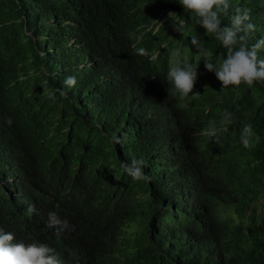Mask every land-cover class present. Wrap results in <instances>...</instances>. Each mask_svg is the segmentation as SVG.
<instances>
[{"label": "trees", "instance_id": "trees-1", "mask_svg": "<svg viewBox=\"0 0 264 264\" xmlns=\"http://www.w3.org/2000/svg\"><path fill=\"white\" fill-rule=\"evenodd\" d=\"M229 3L222 26L247 8L248 47L264 39V0ZM193 36L226 58L179 0H0V231L60 264H264V83L170 92L169 52L195 64ZM225 111L219 144L200 135ZM133 158L149 181L123 172ZM49 212L69 227L50 228Z\"/></svg>", "mask_w": 264, "mask_h": 264}, {"label": "clouds", "instance_id": "clouds-1", "mask_svg": "<svg viewBox=\"0 0 264 264\" xmlns=\"http://www.w3.org/2000/svg\"><path fill=\"white\" fill-rule=\"evenodd\" d=\"M179 4L206 30L207 34H213L226 49V58L221 56L212 62L209 59L211 53L204 47L202 39L191 37V45L196 49L197 54L203 57L206 70L215 73L223 86L222 91L231 86L239 87L241 84L252 87L257 82L264 83V59H258V51L264 48V39L258 40L251 48L247 44V34L255 30L249 9L236 8L230 25L222 26L220 15L228 14L229 0H179ZM168 15L174 24L173 29L183 35V21H176V14L173 12H169ZM135 54L145 56L147 50L143 47L136 48ZM151 59H157V54H153ZM168 63L166 77L172 86L170 92L174 90L181 99L188 97L193 93L199 65L189 63L187 58L181 60L180 50L177 48L169 52ZM76 83L75 76H67L64 81L67 88L74 87ZM56 91L61 97L67 95L63 89L58 88ZM199 95V93L195 94V96ZM6 122L11 126V117L7 118ZM232 122V113L225 111L219 122L220 128L216 127L215 122H210L200 135L215 138V142L219 144V133L226 131V126ZM254 136L252 125L246 124L241 130L240 143L247 148L251 145ZM111 141L115 145L123 143L115 134L111 135ZM144 165V160L133 158L130 162L122 161L120 167L133 181H149L151 177L145 173ZM27 211L32 214L37 210L34 205H30ZM48 217V226L56 228L58 233L69 227V222L60 219L55 212H49ZM52 252L53 249L45 244L33 242L26 245L23 242H15L12 233L0 231V264H60L58 258L51 254Z\"/></svg>", "mask_w": 264, "mask_h": 264}, {"label": "rangeland", "instance_id": "rangeland-1", "mask_svg": "<svg viewBox=\"0 0 264 264\" xmlns=\"http://www.w3.org/2000/svg\"><path fill=\"white\" fill-rule=\"evenodd\" d=\"M169 18V15L166 16V19ZM180 49V48H179ZM180 54H181V58H185L186 55H184L181 50H180ZM212 62V58L210 57L209 58ZM196 61H194L195 64L199 65L197 71L198 72H201V71H204V77L201 78L200 80H197V84H196V87H205V86H208L209 84H213L215 81H216V75L214 72H209L206 70V68L204 67V61H203V57H198L195 58Z\"/></svg>", "mask_w": 264, "mask_h": 264}]
</instances>
